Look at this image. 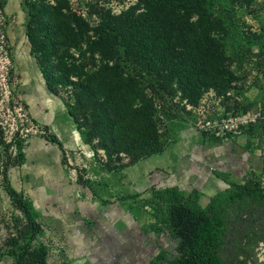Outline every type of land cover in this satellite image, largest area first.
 <instances>
[{
    "label": "trees",
    "instance_id": "1",
    "mask_svg": "<svg viewBox=\"0 0 264 264\" xmlns=\"http://www.w3.org/2000/svg\"><path fill=\"white\" fill-rule=\"evenodd\" d=\"M6 1L0 0L3 12ZM253 1L137 0L119 13L89 2L84 15L71 0H24L26 37L48 89L64 100L84 142L95 154L103 151L110 171L163 152L170 142L165 119L175 109L186 110L185 100L197 106L211 90L225 101L234 93L243 98L226 111L245 113L254 106L261 111L255 122L240 126L239 134L224 137L254 139L247 146L261 151V171L250 170L239 182L219 174L228 187L205 206L198 189L187 194L176 187L153 189V229L175 242L168 264H227V244L264 227V28L245 29L238 13ZM0 26L13 89L7 100L13 121L0 122V181L16 211L0 254L10 258L5 264H49L50 244L35 243L45 234L39 213L10 180L33 136L25 131L38 122L13 88L12 46L6 25ZM250 65L257 70L253 100L244 96ZM42 136L61 145L53 133L45 130Z\"/></svg>",
    "mask_w": 264,
    "mask_h": 264
},
{
    "label": "rangeland",
    "instance_id": "2",
    "mask_svg": "<svg viewBox=\"0 0 264 264\" xmlns=\"http://www.w3.org/2000/svg\"><path fill=\"white\" fill-rule=\"evenodd\" d=\"M134 1L71 0V5L75 11L86 15L89 2L114 6L119 11ZM238 10L245 29L255 31L264 28V0H254L249 8L239 7ZM4 12L0 8V23L7 27L14 56L16 76L13 88L19 98L28 103L30 116L33 114L38 120V126L33 128V136L38 138L31 144L21 170H12L11 178L32 199L39 213L45 228L42 239L51 245L49 264H152L154 258L159 260V264H168L165 258L175 254V242L168 233L157 234L153 229L156 223L152 213L155 201L153 189L162 187L156 174L167 172L171 176H180L181 169L177 165L183 164L182 159L193 157L191 169L185 175L188 178L199 177L194 186L201 189L199 203L205 206L221 188L202 177L206 174L212 178L215 176L207 173L205 167L210 166L200 164V159L206 157L211 149L216 151L221 147L235 152L236 159L242 162L248 158L255 161V150L247 146L254 139L239 135L233 142L225 143L224 137H211L213 134L210 132L204 134L207 131L197 125L195 113L178 108L165 119L170 133L168 148L123 170L110 171L101 150L98 154L92 148L89 151L66 150L65 155H61L59 144L44 139L43 132L53 133L68 144L69 134L79 131L64 100L47 90L38 62L31 54L26 37L28 9L24 0H7ZM1 44L3 42H0V122L9 125L13 120L7 100L13 89L7 79L10 62ZM246 72L247 90L244 96L253 100L258 94L254 85L257 70L250 65ZM242 98V95L233 93L232 99L225 101V98L210 91L204 95L201 105L207 110L206 114L214 119L241 116L244 112L226 110L227 105H233L235 99ZM257 110L258 106H254L249 111L255 113ZM37 154L43 155V159L38 160ZM127 161L128 158H125L123 163ZM156 167L169 171L162 172ZM171 167L176 170H171ZM80 177L89 181L91 187L82 183ZM241 179L234 178V181ZM169 184L173 182L163 181V185ZM176 188L187 194L193 186L182 188L177 185ZM15 212L0 181L1 254L5 252L3 241L12 231L10 226ZM42 239H37L35 243ZM1 254L0 264L10 260L7 255Z\"/></svg>",
    "mask_w": 264,
    "mask_h": 264
},
{
    "label": "crops",
    "instance_id": "3",
    "mask_svg": "<svg viewBox=\"0 0 264 264\" xmlns=\"http://www.w3.org/2000/svg\"><path fill=\"white\" fill-rule=\"evenodd\" d=\"M43 77V75H42ZM44 79V77H43ZM45 81V79H44ZM46 83V82H45ZM47 90L50 91L47 87ZM27 105L28 103L23 100ZM28 110L30 111V107L28 105ZM31 112V111H30ZM32 114V113H31ZM32 117L36 120V118L34 117V115L32 114ZM38 121V120H36ZM76 125V123H75ZM77 128V126H76ZM77 131H79L77 129ZM35 137V138H34ZM34 138V139H33ZM38 137L37 136H32L29 138L28 140V144H27V147L25 149V152H26V157H25V161L24 163L21 165V166H17V167H14L10 170V180H11V183L12 185L14 186L15 189H17L18 191L20 192H23L25 194V192L20 189L19 187H17L12 178H11V172L12 170L16 169L17 171H20L21 168L23 167V165L25 164L26 162V159H27V154H28V150L31 146V144L34 142L35 139H37ZM44 138V137H43ZM45 139V138H44ZM58 139L60 140V138L58 137ZM237 138H234V139H225V143H230V142H233L232 140H236ZM47 140V139H46ZM61 141V145H58L59 148H60V151H61V155H64L63 154V150H78V149H83L84 151H89L88 149L91 148L90 145H88L87 143L84 142L82 136H81V133L80 131L78 133L76 132H72L69 134L68 136V144H66V142ZM247 142V141H246ZM248 144V143H247ZM245 147V146H244ZM63 148V150H62ZM168 148V147H167ZM166 148V149H167ZM246 148V147H245ZM165 149V150H166ZM212 151L210 153H208L206 155V157L204 158H201L200 159V164H205V165H209V167H205L206 170H207V173H212L211 175H214L215 177L212 178L211 176L209 177V175L207 176H202L205 178V181L207 179H209V183L212 184L213 186H216V187H220L221 190H224L225 188L228 187V183L227 181L221 177L220 175L222 176H227V178L229 180H234V178H239L241 177V181L244 179V176H246V174L250 171V170H255V171H261L262 168H263V157L261 155V151L259 149H256L254 152H255V158L256 160L254 161H250V158L244 160L243 162L241 160H238L236 159V153H232L228 148H217L216 151H214L213 149H211ZM47 154H45L46 156ZM38 156V160L43 159V155H40L37 154ZM193 157L191 158H184L182 159L183 161V164L180 165H177L181 171H180V176L177 175H168L167 172L166 173H158L156 174L157 177L159 178L160 181V184L162 185L161 188H165V187H172V186H177L179 185L180 187L184 188V187H190V186H193L192 190L193 189H198L197 186L195 184V181H197V179H199V177L197 175H195V177H191V178H188L186 177L185 173L187 171H189L188 169H191V165H190V162L192 160ZM208 158V159H206ZM214 160V161H212ZM211 161H212V164L213 166L211 165ZM217 162H218V165H217ZM241 162V163H240ZM236 163H240L239 165L236 164ZM220 166V167H219ZM158 168L159 170H161L163 172L165 171H169L168 170H165L164 168H161V167H156ZM177 168V167H176ZM171 170H176L174 167H171L170 168ZM151 173V171H150ZM245 173V174H244ZM220 174V175H219ZM244 175V176H243ZM168 179L166 180L165 178ZM209 177V178H208ZM218 179V180H217ZM163 181L165 182H173V184H169V185H163ZM193 183V184H192ZM201 186H202V182H201ZM159 188V187H158ZM4 189V188H3ZM5 190V189H4ZM191 190V191H192ZM198 190L201 191V189L199 188ZM6 192V190H5ZM7 193V192H6ZM8 195V193H7ZM26 195V194H25ZM9 196V195H8ZM27 196V195H26ZM28 197V196H27ZM32 201V199H31ZM33 203V202H32ZM34 205V203H33ZM35 207V205H34ZM40 219V218H39ZM41 221V220H40ZM45 235V234H44ZM40 239H42V237H40ZM41 241H44V239H42ZM45 242V241H44ZM47 243V242H46ZM51 246V245H50ZM49 262V261H48Z\"/></svg>",
    "mask_w": 264,
    "mask_h": 264
},
{
    "label": "built area",
    "instance_id": "4",
    "mask_svg": "<svg viewBox=\"0 0 264 264\" xmlns=\"http://www.w3.org/2000/svg\"><path fill=\"white\" fill-rule=\"evenodd\" d=\"M137 0H135L130 5L136 3ZM130 5L122 7L119 11L115 10L114 6H108L109 8H112L114 12L119 13L122 10L128 8ZM213 91V90H211ZM210 92V91H209ZM215 93V92H214ZM202 101V100H201ZM183 105L186 106V109L189 111H192L195 113L198 117L197 125L203 129L204 131L212 133L214 136L218 137H225L230 133L233 134H239L240 133V126L249 124L251 122H255L257 118L261 117V111L258 109L255 113H251L250 111L245 112L241 116H227L221 119H214L212 117H209L206 112L207 110L203 108L201 103L197 106H193L185 100ZM14 125V123H12ZM34 126H38V124L31 125L30 129H28L27 133L34 134L33 128ZM13 129V127L11 128ZM44 133V132H43ZM12 131L9 132V135L11 136Z\"/></svg>",
    "mask_w": 264,
    "mask_h": 264
},
{
    "label": "flooded vegetation",
    "instance_id": "5",
    "mask_svg": "<svg viewBox=\"0 0 264 264\" xmlns=\"http://www.w3.org/2000/svg\"><path fill=\"white\" fill-rule=\"evenodd\" d=\"M225 260L227 264H264V227L230 241Z\"/></svg>",
    "mask_w": 264,
    "mask_h": 264
}]
</instances>
